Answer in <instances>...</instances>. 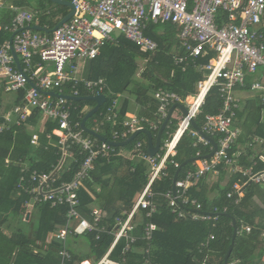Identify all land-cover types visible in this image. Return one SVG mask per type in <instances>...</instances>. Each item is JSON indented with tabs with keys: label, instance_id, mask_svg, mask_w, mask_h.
<instances>
[{
	"label": "built area",
	"instance_id": "2783aa9c",
	"mask_svg": "<svg viewBox=\"0 0 264 264\" xmlns=\"http://www.w3.org/2000/svg\"><path fill=\"white\" fill-rule=\"evenodd\" d=\"M2 4L3 0H0V6ZM71 4L74 8L72 17L53 31L50 37L39 36L24 28L26 23L33 20L30 13L17 12L8 26H4L0 20V30H9L14 34L12 45L8 43L0 45V80L7 81L6 90L9 93L18 91L24 93L22 104L13 103L12 109L4 116L0 134L9 131L10 125L15 123L20 129L26 128L30 144L38 146L40 135L34 127L27 124L33 111L39 113L45 122L55 123L57 126L50 135H46L47 140H51L52 136L57 138L52 143L60 154L57 165L51 166L49 172L33 170L27 175L22 170L23 175L17 182L15 191L27 197L23 205L24 219L36 206L65 208V224L57 226L53 233V239L60 243L58 252L60 264H69L71 261L69 247L71 238H79L93 232H106L100 227L103 217L101 210L91 209L92 222L81 216L78 210L80 205L78 194L83 181L90 178L95 162L100 158L109 161L118 153L107 143L98 142L85 135L78 129V124L72 123L69 101L53 98L44 92H56L67 82L78 83L73 76L76 66L71 64L72 61L94 60L99 56L102 47L108 42H113L115 37L125 38L142 53L156 52L157 43L145 35L149 24L154 26L171 24L177 27V38L185 55L175 58V65L180 66L186 61L194 62L210 53L213 55L207 64L199 67V70L206 73L196 84L194 95L182 98L174 92L165 90L154 93L157 108L152 120L133 116L120 122L117 111L121 96L110 93L102 80L80 82L91 95L108 96L104 122H100L99 125L111 124L118 127L112 129V142L127 140L132 133L143 129L144 125L154 131L157 130L167 118L172 106L183 105L187 111L186 115L179 118L175 130L162 140L161 154L148 156L141 143L130 152L132 157L138 156L151 166L149 181L127 213L126 219L116 218L110 232L114 237L113 243L96 263L122 264L111 260L110 256L120 240L126 241L123 254L127 253L130 245L136 241L131 232L134 230V218L138 212L146 211V218L149 220L143 231L145 242L151 243L152 235L158 229L150 221L157 212V205L152 200L154 193L151 187L155 181L166 177L167 163L170 158L176 156L179 140L188 134L195 140V144L210 145L191 124L201 113L205 98L212 88H218L222 106L216 115L206 116L201 131L210 138L217 137L215 141L217 151L210 159H205L197 153L195 169L188 171L182 179L176 181L175 194L169 192L165 195L169 200L172 214L177 219L216 221L217 212L215 210L211 213L202 212L200 204L195 201L189 202L187 192L190 186L201 178L207 175L218 176L222 166L231 174H240L243 179V183L233 184L232 192L227 194V198H235L236 204L243 197L247 184L264 183V170L254 172L252 167L243 170L238 165L236 154H230L240 137V130L234 125L238 110L235 89L245 87L248 75L262 73L263 75L259 77L261 79L252 84L251 90L264 92V0H71ZM10 48L22 58L26 66L23 71L14 68ZM33 56H38L42 63H53V71L44 73L42 66L31 71ZM31 81L34 82V87L29 85ZM73 96H78L77 91H74ZM262 102L264 103V99ZM77 155L82 159L77 161ZM67 160H70L69 164H66ZM75 163L77 169L73 178L60 182V173H71L72 165ZM172 164L178 167L177 164ZM189 203L193 208L184 210ZM251 229L250 226H245L244 232L249 233ZM261 239L264 242V232L261 233ZM213 240L214 236L210 235L200 248L207 249ZM145 253H149V248ZM121 261L124 262V259ZM79 264L94 263L87 260ZM145 264L150 263L147 261ZM202 264H206V261L204 260ZM231 264L238 262L234 261Z\"/></svg>",
	"mask_w": 264,
	"mask_h": 264
},
{
	"label": "trees",
	"instance_id": "16d2710c",
	"mask_svg": "<svg viewBox=\"0 0 264 264\" xmlns=\"http://www.w3.org/2000/svg\"><path fill=\"white\" fill-rule=\"evenodd\" d=\"M45 4L50 3L47 1ZM38 10L44 11L42 21H47V24L51 26L56 24L58 14L51 12L44 2L39 3ZM59 10L63 16L68 12L66 8L59 7ZM162 26H165L164 30L160 29ZM176 34L177 29L171 24L151 27L146 35L158 45L154 53H142L126 39L115 37L113 42H108L102 47L101 56L91 61L89 70L92 76L90 77L104 76L113 92L125 93L135 99V103L140 109L137 116L152 120L157 108L154 93L158 90H165L174 92L182 98L194 95L196 84L204 78L206 73L199 70V67L207 64L213 56L210 53L208 56L199 57L194 62L186 61L180 66L175 65L174 59L185 55ZM139 60L143 62L142 66H140ZM251 80L250 76L246 77L244 88L246 92L249 91ZM4 86H6L5 83L0 85V108L2 107L3 98L1 96ZM78 94L79 96H88L89 93L79 90ZM15 95L17 96L15 103H18L23 98V91L15 92ZM70 104L72 123H80L83 118V108L93 105L91 102L81 101L70 102ZM221 106L222 100L218 88L214 87L206 96L201 113L195 119L197 127L202 128L206 116L216 115ZM8 107L5 106V108ZM107 108L108 104L94 118L99 121L103 120L104 111ZM129 110L130 102L127 99L120 108L119 120H123ZM263 110L264 104H261L259 100H249L243 110H237L235 120L243 121L240 126L242 132L256 128L255 133H247L248 138L259 136L264 139ZM39 118L40 116L35 114L30 119L29 125H35L38 130L39 122L42 124ZM176 123L177 121L174 122V124ZM44 125L45 130L40 134V149L31 152L33 154L31 162L33 169L49 172L51 166L57 165L60 154L58 148L52 144L57 138L55 136H52L51 140L46 138V135H50L57 127L56 124L46 122ZM104 137L107 140L111 139L107 130ZM145 139L144 135H140L128 146L115 148L116 153L120 155L112 156L110 163L98 159L90 178L83 181L84 189H80L78 194L80 203L78 210L81 216L90 222L93 220L91 206H97L106 213L100 223V227H105L106 232H93L81 236L86 239V242L82 244L78 243L80 237L72 239V242L69 243L71 253L69 264H79L87 260L96 264L107 253L114 240L110 233L112 227L110 223L116 218L126 219L127 215H123V212L131 210L135 195L148 184L151 171L149 164L145 161H129L121 156V153L126 150L131 152L138 142L143 144ZM212 139L216 141L217 137L213 136ZM242 139L240 137L238 140L241 142L240 144L245 143L242 142ZM11 144H14L15 147L11 159L13 162H17L16 159L19 155L30 149V136L20 128L14 129L12 134L10 132L0 134V264H60L58 255L60 243L54 239L49 241L48 237L55 232L57 226L65 224V208L51 209L48 205L36 206L34 216L28 222H23V203L27 197H17L14 192V186L19 178V166L17 163H10L8 166L4 163L8 147ZM143 148H145V144H143ZM209 148V145L195 144V140L188 134L182 136L176 148V156L170 158L168 163L166 177L155 181L151 187L154 193L152 200L157 205V212L150 221L158 227L152 235L151 243L148 244L143 240L145 224L149 220L146 218V211L141 210L134 218L132 236L136 241L130 245V250L123 254L126 241L120 240L111 253V260L122 264H145L147 261L150 264H202L204 260L206 264H224V257L231 244L233 234L231 220L226 216L230 215L237 222L238 233L228 264L234 261L238 264H263L264 242L261 239V233L264 232V191L260 185L247 184L244 187L243 197L237 204H235V198L229 199L227 194L232 191L233 184L243 183L240 174L232 175V178L224 186L216 185L212 203L219 216L214 222L177 219L171 212L169 200L165 197L171 190L172 179L177 171V168L171 163L181 166L185 161L196 157L197 153L203 157L207 156L210 154ZM236 152V148L233 147L230 154L233 155ZM259 157L254 156L249 146H245V150L240 151L239 161L242 166L262 171L264 162ZM76 159L78 161L82 157L77 155ZM192 168L193 163L183 167L179 172L178 179H182L185 173ZM72 169L71 173H60L61 176L63 175L60 182L70 181L73 178L77 163L72 165ZM219 177V181L222 182L225 172L221 171ZM200 183L189 188L188 198L189 202L195 199L200 201L202 210L205 211L208 200L203 195L205 190ZM254 198L260 200L261 210L253 202ZM191 207L192 205L189 203L184 207V210H190ZM257 218L258 222H256ZM241 221L252 228L251 232L241 231ZM210 235L214 236V240L209 244V247L207 249L200 248ZM148 248L149 253L146 254L145 250ZM121 259H124V262Z\"/></svg>",
	"mask_w": 264,
	"mask_h": 264
},
{
	"label": "crops",
	"instance_id": "0c3cea01",
	"mask_svg": "<svg viewBox=\"0 0 264 264\" xmlns=\"http://www.w3.org/2000/svg\"><path fill=\"white\" fill-rule=\"evenodd\" d=\"M48 1L49 3H51V4H54L55 5V7H50L49 6V8H50V11L51 12H53V13H55L56 15L58 14V16H57V19H56V24L54 25V26H51L50 24L48 25L47 24V21H42V18L44 17V11L42 12V11H39L38 10V5H39V3H41V2H44V5L46 6V2ZM63 1H67V2H71V0H63ZM59 7H61V8H66L67 9V14L65 15V16H63L62 15V13H60V10H59ZM27 12V13H30V14H32L33 15V20L30 22V23H26V25H25V27L24 28H27V29H29V30H31L33 33H35V34H37V35H39V36H44V37H50L51 35H52V33L53 32H51L58 24H59V22L62 20V19H64L69 13H70V9L68 8V7H66V6H63V5H59V4H56V3H53V2H50L49 0H3V4H2V6H0V20L2 21V23H3V25L4 26H8V25H10L11 24V22H12V20L14 19V17H15V15H16V13L17 12ZM47 11H49V10H47ZM48 13V12H47ZM46 13V14H47ZM67 23V22H66ZM164 25H166V24H164ZM174 26V25H173ZM151 27H155L154 25H151V24H149V26H148V29L145 31V35H146V32L151 28ZM176 27V26H175ZM34 28H40L41 30H34ZM176 29H177V27H176ZM178 32V31H177ZM12 36L14 37V34L13 33H11V31H5L4 29L3 30H0V45H2V44H4V43H8L9 45H10V41H11V38H12ZM147 36V35H146ZM119 37H121V36H119ZM119 37H116V38H119ZM121 38H123V37H121ZM176 38H177V34H176ZM125 39V38H124ZM178 39V38H177ZM12 42H13V38H12ZM12 47V46H11ZM101 50H100V54H99V56L98 57H100L101 56ZM16 53V52H15ZM10 54H11V56H12V58H13V55H12V49L10 48ZM16 55L18 56V60H19V62H20V67L22 68V71L26 68V66H25V64H24V62H23V60H22V58L16 53ZM14 61V60H13ZM91 61H93V60H73L72 61V63L71 64H73V65H75L76 66V72L73 74V76L76 78V80L78 81V83H76V84H74V83H72V82H67L66 84H64L62 87H61V89L60 90H57L56 92H54V93H59L60 95H65V96H72V97H89V96H93V95H91L84 87H83V84L82 83H80V82H82L83 80H90V81H99V80H102L103 82H104V84H105V86H106V89L110 92V93H113V94H118V95H120L121 96V99H120V101H119V110L117 111L118 112V120H119V111H120V108L122 107V105L124 104V101H126L127 99L129 100V102H130V110L129 111H127L126 112V114H125V118L127 119V118H130V117H133V116H135V117H138V118H140V117H143V116H137V113L140 111V109L138 108V106L136 105V103H135V99H133V97L132 98H130L129 97V95L128 94H125V93H123V94H119V93H115V92H113L111 89H110V87H109V85H108V83L106 82V79L104 78V76H102V75H95V77L94 78H91L90 76H92L91 75V72H90V68H91ZM31 71H33V70H36L37 68H39L40 66H42V68H43V72L44 73H47V72H52L53 71V69H54V66H53V63H50V62H48V63H42L41 62V60H40V58L38 57V56H33V58H32V60H31ZM14 68L17 70V71H19L18 69H17V67H16V65H15V63H14ZM27 74L28 75H30V73H29V71H27ZM263 74L262 73H258V74H256V75H248V76H250L251 78H252V80H251V83H250V86H249V91L248 92H246L245 90H244V88H237V89H235V92H234V96H235V98H236V100L238 101V109L239 110H243V108L245 107V104L249 101V100H251V101H260V103L261 104H264L263 102H262V99H264V92H257V91H253V90H251V86H252V84H254L255 82H257V81H259L261 78H259L260 76H262ZM247 76V77H248ZM245 81H246V79H245ZM3 83H5V85L7 86L8 85V83H7V81L6 80H0V85L1 84H3ZM31 87H34L35 85H34V82H30V84H29ZM6 86H4V92L2 93V96H1V98H3L2 99V102H1V104H2V107L0 108V126H1V124H4V116H6L7 115V113L10 111V109H12V107H13V103H15L14 102V100L17 102V96L15 95V93H9L7 90H6ZM245 86H246V84H245ZM79 90H83V92H86V93H89L88 94V96L86 95V96H79V94H78V92H79ZM74 91H77V94H78V96H73V94H74ZM45 94H48V93H51V92H44ZM3 95H4V97H3ZM9 95H11L12 97V99H11V101L10 100H8L7 102L5 101V96H7V97H9ZM23 95H24V93H23ZM23 95H22V97H23ZM49 96H51V95H49ZM95 96H99V95H95ZM104 96V95H103ZM107 96V95H106ZM191 96V95H190ZM51 97H53V96H51ZM94 97V96H93ZM53 98H55V97H53ZM106 99H108V96L107 97H105ZM108 101L109 100H106V102H105V104L100 108V110L96 113V115L106 106V104H108ZM22 102H23V98L20 100V101H18V104L19 105H21L22 104ZM69 102H78V101H69ZM81 102H91V103H93V105H87V106H85L84 108H83V118L86 116V114L90 111V110H92L95 106H96V104L94 103V102H92V101H81ZM5 106H9L8 108H5ZM176 106V105H175ZM174 106V107H175ZM183 106V105H182ZM171 108H173V106L172 107H170V109ZM170 109H169V111H170ZM169 111H168V113H169ZM106 112H107V110L105 109V111H104V116H103V120H101V121H99V119H95L94 118V116L91 118V119H89L87 122H86V127L88 128V129H90V130H92L93 132H96L97 130V132H98V134H100L101 136H103L104 137V133L106 134V130H107V132L109 133V135H110V138H111V133H112V129H117L118 127H113L111 124H105V125H103V126H100L99 125V123L100 122H104V117H105V115H106ZM35 114H37V115H39L40 116V121H42V124H40V122H39V124H38V126H39V128H38V130L36 129V127H35V125L34 126H32L31 124L29 125V122H30V119L33 117V116H35ZM168 116V115H167ZM181 116H183V112H182V110L180 109V108H178V107H175L174 108V110H173V112H172V115H171V117H170V120H169V122H168V124H167V126H166V128H165V130H164V133H163V136H162V138H161V143H162V140L163 139H165V137L169 134V133H172V131H174L175 130V128H176V125H177V123L176 124H174V122L175 121H177L178 122V120H179V118L181 117ZM32 117H30L28 120H27V124H28V126H30V127H34V129H35V131L37 130V132L39 133V135L41 134V132H43L44 130H45V128H44V123H46L45 122V120H43L44 118L43 117H41V115L39 114V113H37L36 111H33V114H32ZM83 118H82V120H83ZM124 118V119H125ZM123 119V120H124ZM82 120H81V122H82ZM123 120H119L120 122L121 121H123ZM151 120V119H150ZM165 121V120H164ZM163 121V122H164ZM236 122H234V125H235V127H237V129H239L240 130V126L242 125V122L243 121H238V120H235ZM262 121L264 122V110L262 111ZM81 122L80 123H75V124H78V129H80V130H82L83 132H84V130L81 128ZM163 122H162V124H163ZM88 123L90 124V126H88ZM170 123H172L170 126H169V124ZM196 123V122H195ZM162 124L160 125V127L157 129V130H152V129H150V127L148 128L147 127V125H144L145 127L143 128V129H146V130H148L149 132H151V135L153 136V142L155 141V139L157 138V135H158V132H159V130H160V128H161V126H162ZM169 126V127H168ZM172 126H175V128H172ZM29 127V128H30ZM16 128H18L17 126H16V124L15 123H13L12 125H10V128H9V131H7V132H5L4 134H7L8 132H10L11 134H12V132H13V130L14 129H16ZM56 129V128H55ZM54 129V130H55ZM200 131H201V128H198ZM23 131H25V132H27V129L26 128H23ZM104 132V133H103ZM197 132H199L198 130H197ZM202 132V131H201ZM256 132V128H252L250 131H248V132H242L241 130H240V137L241 138H243L242 139V142H245V143H243V144H240L241 142H238L237 141V143H236V145H235V148H236V150H237V152L235 153L236 154V156H237V158H236V160L238 161V165L240 166V167H242L243 168V170H247V169H250L251 167H245V166H242L241 164H240V161H239V154H240V151H244L245 150V146L247 147V146H249L250 147V149L252 150V152L254 153V156H260L259 158L262 160V159H264V139L263 138H261V137H259V136H254V137H251V138H248V135H247V133H249V134H252V133H255ZM28 133V132H27ZM203 133V132H202ZM3 134V133H2ZM84 134L85 135H88V134H86L85 132H84ZM140 135H144L145 137H146V135L145 134H140ZM139 135V136H140ZM88 136H90V135H88ZM131 136V135H130ZM129 136V137H130ZM138 136V137H139ZM128 137V138H129ZM137 137V138H138ZM240 137H239V139H240ZM249 137H250V135H249ZM90 138H93V139H96V138H94V137H92V136H90ZM105 138V137H104ZM136 138V139H137ZM136 139H135V141H136ZM212 139V138H211ZM238 139V140H239ZM97 140V139H96ZM98 142H101V141H99V140H97ZM109 141H111V139L109 140ZM215 141V140H214ZM241 141V140H240ZM123 142V141H122ZM144 143L143 144H145V148H143V144L141 143V142H138V143H141L142 144V148H143V150H144V152H146L147 153V155H148V140H147V137H146V139L143 141ZM137 143V144H138ZM136 144V145H137ZM135 145V146H136ZM241 145H243V146H241ZM128 146V145H127ZM29 147H30V149H28L27 151H23L20 155H19V157H18V159H16L17 160V162L16 161H12V159H11V156H12V154H13V152H14V150H15V147H14V144H11L8 148H9V150H8V152L6 153V157H5V159H4V163L8 166V165H10V163H12V164H16L17 163V165L19 166V174H18V181H19V179H20V177L23 175L22 174V170H24V172L28 175L31 171H33V170H39V169H33L32 168V162H31V156L33 155L31 152L33 151H35V150H38V149H40V144L38 145V146H33V145H31V144H29ZM209 150H210V152H211V150H212V146H211V144L209 145ZM124 148V147H123ZM134 149H135V147H134ZM133 149V150H134ZM160 149H161V146H160ZM159 149V151H158V153H156L154 156H156V155H159V154H161L162 153V150H160ZM133 150L131 151V152H133ZM129 152V153H128ZM122 155L121 156H124L126 159H128L129 161H133V162H139V161H144L143 159H141V158H139L138 156H134V157H132L131 155H130V151H123L122 153H121ZM115 156H119L118 154L117 155H115ZM149 156V155H148ZM153 156V157H154ZM114 157V156H113ZM112 157V158H113ZM150 157H152V156H150ZM203 157V156H202ZM205 157V156H204ZM111 158V159H112ZM195 158V157H194ZM194 158H192V159H194ZM101 159V158H100ZM111 159L109 160V161H107V160H105V159H103V160H105L106 161V163H110L111 162ZM190 160V159H189ZM98 161V160H97ZM188 161V160H187ZM263 161V160H262ZM6 162H8V163H6ZM146 162V161H145ZM186 162V161H185ZM264 162V161H263ZM70 163V160H67L66 161V164H69ZM147 163V162H146ZM169 163V162H168ZM168 163H167V172H168ZM193 163V168L191 169V170H189V171H192V170H194L195 169V167H196V164H195V161L194 162H192ZM192 163H189V164H192ZM148 164V163H147ZM172 164V163H171ZM173 165V164H172ZM188 165V164H187ZM186 165V166H187ZM150 166V165H149ZM174 166V165H173ZM175 167V166H174ZM150 168H151V166H150ZM175 168H177V171L179 170V172L181 171V166L179 165L178 167H175ZM41 171V170H40ZM176 171V172H177ZM221 171H223V172H225V177L223 178V180H222V182H220L219 181V175H220V173H221ZM254 172H259V171H255V170H253ZM62 172V171H61ZM188 172V171H187ZM186 172V173H187ZM185 173V174H186ZM220 173H219V175L218 176H212V175H207V176H205V177H203V178H201L200 180H198V182L196 183V184H194L195 186L197 185V184H199L200 182V184H201V186H202V188L205 190V194L203 193V195H204V197L208 200L207 202H208V206H207V209L205 210V211H203L202 210V203H200V201H197L196 199L195 200H192V201H195L196 203H198V204H200L201 205V210H202V212H208V213H211L212 211H214V206H213V199H214V197H215V192H214V190L216 189V185H220V186H224V185H226L228 182H229V180L232 178V175H234V174H231V173H229L227 170H225L224 169V167L222 166V168L220 169ZM176 174V173H175ZM175 174H174V176H175ZM178 175H179V173H178ZM174 176H173V179H174ZM185 176V175H184ZM62 177H63V175L62 176H60V178L62 179ZM173 179H172V185H173ZM177 180H179L178 179V176H177ZM17 181V182H18ZM17 182H16V184H17ZM194 185H192V186H194ZM258 185H260L261 187H262V189H263V191H264V183L263 184H258ZM16 186V185H15ZM15 186H14V192L16 193V196L17 197H23V195H19L18 194V192H16L15 191ZM192 186H190V187H192ZM145 188V187H144ZM143 188V189H144ZM80 189H84V183L81 185V188ZM143 189L140 191V192H138L136 195H135V197H134V201H133V205H134V203H135V201H136V199L138 198V196L140 195V193L143 191ZM97 190H99L98 188H97ZM80 191V190H79ZM169 192H171L172 193V187H171V190L169 191ZM168 192V193H169ZM232 192V191H231ZM187 197H188V192H187ZM25 202V201H24ZM253 202H255V204H256V206L258 207V208H260L259 210H261V202H260V200L258 199V198H254V201ZM24 204V203H23ZM236 204V203H235ZM43 205H41V206H37V207H42ZM37 207H35L34 208V210H32V212H31V214L30 215H27L26 216V218L24 219V218H22V220H23V222H28L31 218H32V216H34V214H35V209L37 208ZM91 208H97V209H99L97 206H91ZM191 208H193V206L191 207ZM23 209H24V207H23ZM100 210V209H99ZM37 213V212H36ZM102 213H104V212H102ZM127 211H124L123 212V215L124 214H126L127 215ZM218 214V213H217ZM105 215H106V213H104V215H103V217H102V220H103V218H105ZM218 216H219V214H218ZM23 217H24V211H23ZM232 217V216H231ZM102 220H101V222H102ZM116 220V219H115ZM115 220H113L110 224H111V226H113V223L115 222ZM200 222H202V221H200ZM256 222H258V218L256 219ZM237 223V222H236ZM241 223V231L242 232H244V227L245 226H249V225H247L245 222H243V221H241L240 222ZM16 225V224H15ZM231 226H232V222H231ZM15 227V226H14ZM238 227V226H237ZM103 228H105V227H103ZM237 233H238V231H237ZM132 232H131V236H132ZM133 237V236H132ZM53 239V234H50L49 235V237H48V240L50 241V240H52ZM72 239H75V238H71L70 240H69V243H71L72 242ZM78 243H80V244H82L83 242H80V241H78ZM80 244H78L80 247H82V245H80ZM203 244V243H202ZM201 244V245H202ZM264 245V244H263ZM151 250V249H150ZM263 260V259H262Z\"/></svg>",
	"mask_w": 264,
	"mask_h": 264
},
{
	"label": "water",
	"instance_id": "95a60500",
	"mask_svg": "<svg viewBox=\"0 0 264 264\" xmlns=\"http://www.w3.org/2000/svg\"><path fill=\"white\" fill-rule=\"evenodd\" d=\"M50 2H53V3H56V4H59V5H63V6H66L68 7L71 11L70 13L64 18L62 19L59 24L51 31H55L57 30L59 27H61L63 24H65L66 22H68L70 20V18L72 17L73 15V12H74V8L71 4V2H67V1H63V0H49ZM34 30H41L40 28H34ZM13 38V36H12ZM12 38H11V41H10V45H12ZM12 55H13V60H14V63L17 67V69L19 71H22V68L20 67V62L18 60V56L16 55L15 51L12 49ZM47 95H51L55 98H63L67 101H92L96 104V106L90 110L86 116L83 118L82 122H81V128L84 130V132L94 138H96L97 140L101 141V142H105L107 143L108 145L114 147V148H123V147H126L127 145H129L130 143H132L133 141H135V139L140 135V134H145L146 137H147V140H148V155L149 156H154L156 153H158L159 149H160V146H161V138L163 136V133H164V130L170 120V117L172 115V112L174 110L175 107H178L182 110L183 112V115H186V109L184 106L182 105H176L175 107L173 106V108L170 109L169 113H168V116L167 118L165 119V121L163 122L159 132H158V135H157V138L155 139V141L153 142V136L151 135V132H149L148 130L146 129H141V130H137L135 131L134 133L131 134V136L123 141V142H112V141H109L107 140L106 138H104L103 136H101L100 134L96 133V132H93L92 130L88 129L86 127V122L91 119L94 115H96V113L100 110V108L105 104L106 102V98L105 96L103 95H99V96H89V97H72V96H65V95H60V94H56L54 92H51V93H48ZM192 127L195 129V130H198L199 131V134L201 137H203L205 140H207L211 146H212V150L210 152L209 155L205 156L204 158L205 159H210L211 157H213L214 153L217 151V144L216 142L211 139L210 137L206 136L204 133H202L195 121H192ZM197 158H194V159H190L186 162H184L182 165H181V168L185 167L187 164L189 163H192L194 161H196ZM180 170V169H179ZM179 170L176 172L175 176H174V179H173V185H172V193L175 194L176 192V189H175V183L177 181V176H178V173H179ZM217 215V214H215ZM227 217L230 218L231 222H232V228H233V234H232V240H231V244L227 250V253L224 257V264H228V260L231 256V253H232V250H233V247H234V241H235V238H236V235H237V231H238V227H237V223H236V220L231 217L230 215H226Z\"/></svg>",
	"mask_w": 264,
	"mask_h": 264
},
{
	"label": "rangeland",
	"instance_id": "374dc122",
	"mask_svg": "<svg viewBox=\"0 0 264 264\" xmlns=\"http://www.w3.org/2000/svg\"><path fill=\"white\" fill-rule=\"evenodd\" d=\"M46 5H47L48 7H49V6H50V7H55V5H54V4H51V3H50V4H46ZM164 28H165V26H162L160 29L164 30ZM138 62H139V64H140V66L143 65V62H142V61L139 60ZM5 97H6V98H5V101H6V102H7L8 100L11 101V99H12V98H11V97H12L11 95H9V97H7V96H5ZM88 126H90L89 123H88ZM90 127H91V126H90ZM103 133H104V132H103ZM104 134H105V133H104ZM79 241L85 243V242H86V239L83 238V237H80V238H79Z\"/></svg>",
	"mask_w": 264,
	"mask_h": 264
}]
</instances>
